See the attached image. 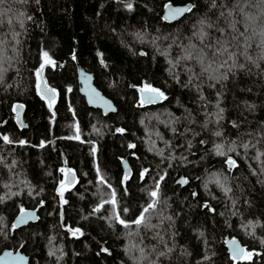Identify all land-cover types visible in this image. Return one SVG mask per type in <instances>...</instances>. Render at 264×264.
<instances>
[{
	"label": "trees",
	"instance_id": "obj_1",
	"mask_svg": "<svg viewBox=\"0 0 264 264\" xmlns=\"http://www.w3.org/2000/svg\"><path fill=\"white\" fill-rule=\"evenodd\" d=\"M169 3L195 8L168 22L162 14ZM236 5L237 0H6L0 5V62L6 69L0 80V251L20 249L30 264H264V5L251 0L249 7L240 0L255 22L245 20ZM202 19L214 25L204 29L213 42L223 39L215 26L231 34L230 23L238 22L249 38L247 55L260 67L244 58L241 37L231 50L240 53L237 63L244 69L221 83L196 79L200 66L182 58L191 45L202 47L193 34ZM44 52L55 66L45 65L37 76ZM78 67L92 73L116 105L115 113L87 106L79 93ZM145 84L167 99L141 105ZM218 100L224 109L219 120ZM18 106L27 127L15 122ZM77 125L80 139H67ZM217 145L225 156L217 155ZM229 156L236 161L230 169ZM62 169L75 172L74 184L65 183ZM179 178L188 183H178ZM158 181L159 195L153 198ZM113 191L115 211L129 224L157 199L146 214L156 227L120 224L114 206L104 203ZM25 208H37L38 219L15 229L13 218ZM75 229L80 232L74 236ZM227 234L256 253L251 260L229 256Z\"/></svg>",
	"mask_w": 264,
	"mask_h": 264
},
{
	"label": "snow or ice",
	"instance_id": "obj_2",
	"mask_svg": "<svg viewBox=\"0 0 264 264\" xmlns=\"http://www.w3.org/2000/svg\"><path fill=\"white\" fill-rule=\"evenodd\" d=\"M6 2V0H0V5H3ZM18 2L20 3H26L27 0H18ZM39 2V0H37V3ZM245 3L248 4V6H252L251 5V0H245ZM258 3L261 5H264V0H258ZM126 7L131 10L133 8L132 3H128L126 4ZM169 7L171 8V11L169 12V15L165 17V19H175L185 13H190L192 11L193 8H195V5H191L190 7H176V8H172L171 5H169ZM236 7L239 9V13L243 15L244 19L249 21V22H255L256 18L253 16L248 15L247 13H245V10L243 7H240V0H237V5ZM10 9L6 10L9 11ZM3 12H0V15H3ZM221 17L225 16V13L221 12ZM227 16H232V12L229 11L227 13ZM28 20H31L32 17H27ZM9 23H11V21L9 20ZM237 23L236 21H233L232 23H230L229 27L232 29L231 34H229L228 32H226L225 29L220 28L219 26H215V30L219 33L222 34L223 39L220 38H216L215 41L213 42L212 39L209 38V33H207L206 31H204L205 27L207 28H213L214 25L211 23H207L205 20H200L199 21V31L196 32L194 31V35L197 36L200 41H201V45L202 47H197L195 44L190 46V50L187 51L186 55L182 58L184 60H189V61H195L199 66H200V73L198 76H196V79H200V78H204L206 77L209 81H215L216 83H221L222 81H226L229 79V75L235 74V70L237 68L239 69H244L245 65L243 64H238L237 63V57L238 55H240V53L238 52H234L231 49L232 48H238L239 47V40L241 37H244V33L240 32L239 29L237 28ZM20 26L23 27V21L20 22ZM195 28V26H193ZM248 25H245V29L247 30ZM260 35L262 37H264V30L261 31ZM230 36V38H229ZM245 39V51L243 53L244 58L246 60H250L253 64H256L257 67H260L259 64H257V62L255 60H252V58L250 56L247 55V47L248 45V37H244ZM205 40H207V43H204ZM260 47H264V39L261 40V44ZM206 49V51H205ZM43 57L44 62L40 65V69L37 70V76H40L41 71L43 70V68L45 67V65H51V66H55V62L51 59V57H49L48 52H44L43 53ZM73 59H75V56H73ZM261 59H264V56L261 57ZM217 61H219V63H217ZM231 61V63H229ZM224 70V71H222ZM4 71H6V69L3 67V63L0 62V80L3 79V73ZM191 71V70H189ZM210 87H215V84H210ZM48 92H51L53 94H55V89H47ZM140 92L142 93L141 96V105L144 104H153L156 103L158 100L161 99H167V97L165 96L164 92H162L159 88H155L150 84H145L140 88ZM217 95L219 96L220 94L217 93ZM201 99H203V97H201ZM52 104L51 102L49 103V107H51ZM216 107L218 108V113H217V118L222 119V116L220 114H222L224 112V109L222 107H220V102L218 100ZM113 111H115V109H112ZM233 127H238V125L236 124L235 121L232 122ZM117 132L119 133H123L125 130L122 128H118L116 129ZM215 135L217 137H220L222 135L221 132L217 131L215 132ZM4 141L8 142V143H12V141L9 139L8 136H4L3 137ZM67 139H75V140H79L80 139V129L79 126H76V134L73 136H69L67 137ZM21 144L26 143L25 141H20ZM201 143H204V141H201ZM43 146V144L41 145ZM129 147H135V145L129 144ZM222 146L217 145V155L220 156H225V152L221 151L220 148ZM244 148H248L249 145L248 144H244L243 145ZM95 151V149H93ZM227 163L230 166H236V162L235 160H233L230 156L227 158ZM63 171V169H62ZM148 172V169H144V171L140 174L141 177H143L146 173ZM125 180L127 179V176H125L124 178ZM164 180V176L160 177V181ZM100 181L101 183H105L104 177L101 176L100 177ZM178 183L181 184H187L188 181L186 179L178 181ZM63 184L64 182H61L62 185V190L60 192V195L63 196ZM108 187H111V185H108ZM159 187H160V183L159 181L156 183V190H153L150 192V196L153 198H157L159 195ZM113 195V199L111 201H105L104 203H111L114 206V218L116 220H118V222L122 225H124L126 228L130 226V224H134L136 226H143L144 228H154L156 227L155 225H152L149 222V217L146 216L147 213H150V211L152 209H154L158 203L157 199H153L151 203H149L146 207H144L141 211L139 216L132 220L130 222V224L128 222H126L124 219L120 218V213L115 211V205H116V200H115V191H113L112 193ZM195 195V194H194ZM65 203L67 201H64ZM103 207V205L98 206L96 209H94V211L98 212L100 211V208ZM205 207H208V205H205ZM122 212H127L128 209L127 208H123L121 210ZM214 211V210H213ZM170 219V218H169ZM80 230L79 229H75L72 231V234L75 236L77 235V233H79ZM82 234V233H81ZM233 244H235V241H232ZM262 243H264V241H262ZM102 252L108 253V249L107 248H102L101 249ZM141 253H143V249H140ZM169 251H171V249H169ZM110 254V253H109ZM256 253L252 252V251H246L244 248L242 247H235L233 249V259H243V260H251L252 257L255 255ZM10 255V254H8ZM161 256L165 255V253L161 252L160 253ZM17 259L23 261L25 258L23 256H19L17 257Z\"/></svg>",
	"mask_w": 264,
	"mask_h": 264
},
{
	"label": "water",
	"instance_id": "obj_3",
	"mask_svg": "<svg viewBox=\"0 0 264 264\" xmlns=\"http://www.w3.org/2000/svg\"><path fill=\"white\" fill-rule=\"evenodd\" d=\"M169 5H171L172 8L191 6V4L189 3L187 4L169 3L164 7V10H163L162 17L164 19L166 16L169 15V12L171 11V8L169 7ZM185 14L175 19L169 18L165 20L168 22H174L175 20L183 17ZM76 79L79 84V93L83 96L87 106L94 108V109H99L103 114L115 113L117 111V107L113 103V101L109 97L104 95L102 91L95 85L94 78L91 72L86 71L82 67H78L76 70ZM141 96H142V93L139 91L140 101H141ZM161 100H158L156 103L160 102ZM112 109H115V111H113ZM23 113H24V109L22 106H18L15 109V122L18 125L27 127L28 125L27 123L24 122ZM233 167L234 166H230L227 163V168L230 169ZM122 168L125 174L128 175L130 172V169H129V165L126 159L122 160ZM64 180L67 185H72L76 180L75 172L72 170H67L64 176ZM178 180H182V178H179ZM37 219H38V209L37 208H25V209L20 210L14 216L12 224L15 229H18V228L25 227L30 223L35 222ZM232 241H235L236 243L233 244ZM224 246L226 247V250L232 259H233V249L235 247L237 246L242 247L246 250L244 244L241 242V240L238 237L229 236L228 234L224 236ZM19 256H23L25 259L23 261L17 259V257ZM240 260L241 259H236L235 261L237 262ZM0 264H30V260H29V256L25 252L21 251L20 249L4 248L0 251Z\"/></svg>",
	"mask_w": 264,
	"mask_h": 264
},
{
	"label": "rangeland",
	"instance_id": "obj_4",
	"mask_svg": "<svg viewBox=\"0 0 264 264\" xmlns=\"http://www.w3.org/2000/svg\"><path fill=\"white\" fill-rule=\"evenodd\" d=\"M63 173H64V174H63V179H64L65 171H63Z\"/></svg>",
	"mask_w": 264,
	"mask_h": 264
}]
</instances>
